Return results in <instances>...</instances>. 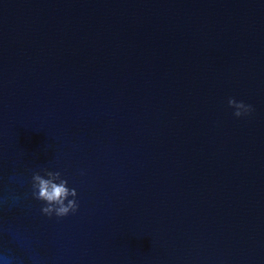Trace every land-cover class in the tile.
Here are the masks:
<instances>
[{
    "label": "water",
    "instance_id": "obj_1",
    "mask_svg": "<svg viewBox=\"0 0 264 264\" xmlns=\"http://www.w3.org/2000/svg\"><path fill=\"white\" fill-rule=\"evenodd\" d=\"M41 167L75 215L39 213ZM12 193L0 248L20 264H264V0H0Z\"/></svg>",
    "mask_w": 264,
    "mask_h": 264
},
{
    "label": "clouds",
    "instance_id": "obj_2",
    "mask_svg": "<svg viewBox=\"0 0 264 264\" xmlns=\"http://www.w3.org/2000/svg\"><path fill=\"white\" fill-rule=\"evenodd\" d=\"M227 105L232 109V115L236 118L250 116L254 106L233 97L228 98ZM79 175H85V170L80 169ZM10 181H20L21 178L15 175L9 177ZM29 192L27 195L32 200L40 202L39 213L49 219L55 217L62 219L75 215L80 208L78 192L76 188L69 186V181L60 170L50 167H41L31 170L28 179ZM22 198L15 193L0 198V206L17 204ZM0 264H20V258L7 247L0 248Z\"/></svg>",
    "mask_w": 264,
    "mask_h": 264
}]
</instances>
